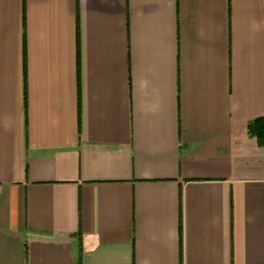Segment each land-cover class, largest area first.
<instances>
[{"label":"crops","instance_id":"1","mask_svg":"<svg viewBox=\"0 0 264 264\" xmlns=\"http://www.w3.org/2000/svg\"><path fill=\"white\" fill-rule=\"evenodd\" d=\"M264 0H0V264H264Z\"/></svg>","mask_w":264,"mask_h":264},{"label":"trees","instance_id":"2","mask_svg":"<svg viewBox=\"0 0 264 264\" xmlns=\"http://www.w3.org/2000/svg\"><path fill=\"white\" fill-rule=\"evenodd\" d=\"M250 130L257 137L258 142L264 145V117L256 119L250 125Z\"/></svg>","mask_w":264,"mask_h":264}]
</instances>
